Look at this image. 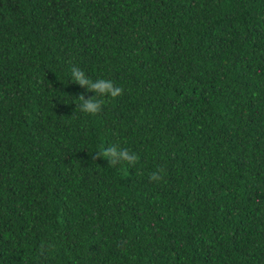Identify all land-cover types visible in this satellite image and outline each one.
Instances as JSON below:
<instances>
[{
  "label": "trees",
  "instance_id": "obj_1",
  "mask_svg": "<svg viewBox=\"0 0 264 264\" xmlns=\"http://www.w3.org/2000/svg\"><path fill=\"white\" fill-rule=\"evenodd\" d=\"M0 264H264V0H0Z\"/></svg>",
  "mask_w": 264,
  "mask_h": 264
},
{
  "label": "clouds",
  "instance_id": "obj_2",
  "mask_svg": "<svg viewBox=\"0 0 264 264\" xmlns=\"http://www.w3.org/2000/svg\"><path fill=\"white\" fill-rule=\"evenodd\" d=\"M71 79L81 84L88 85L97 92L108 93L113 96L120 92V88L114 87L111 80L104 78H99L94 81L90 80L89 77L85 75L84 71L76 66L71 68ZM81 107L83 111L94 113L98 110L99 103L91 98L87 100L83 98ZM101 151L104 153V157L110 158L113 162L119 160L132 162L136 158L134 153H130L126 148H121L115 144L102 148Z\"/></svg>",
  "mask_w": 264,
  "mask_h": 264
}]
</instances>
